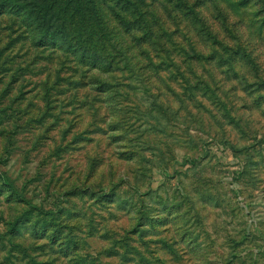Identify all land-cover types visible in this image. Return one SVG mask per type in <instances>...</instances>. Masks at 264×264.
<instances>
[{
	"label": "rangeland",
	"instance_id": "rangeland-1",
	"mask_svg": "<svg viewBox=\"0 0 264 264\" xmlns=\"http://www.w3.org/2000/svg\"><path fill=\"white\" fill-rule=\"evenodd\" d=\"M235 1L0 0V264H264V0Z\"/></svg>",
	"mask_w": 264,
	"mask_h": 264
},
{
	"label": "trees",
	"instance_id": "trees-1",
	"mask_svg": "<svg viewBox=\"0 0 264 264\" xmlns=\"http://www.w3.org/2000/svg\"><path fill=\"white\" fill-rule=\"evenodd\" d=\"M114 1H116V3H119V4L121 3V6L123 7V9L128 10L126 8V6H125V3H128L129 0H114ZM251 1H253V0H237V1L233 2V5L235 7H237V6H242L243 7L246 4L250 3ZM254 1H260V0H254ZM115 15L118 16L119 14L118 13H115ZM88 18H89V21L90 22L91 21L92 22L95 21V17L92 14H89ZM121 20L124 21V17H122ZM132 23L133 22L129 21L128 22V26H132L133 25ZM48 35H51V34H47L46 28L44 30H41V31L39 30L38 32H36V35H34V40H35L36 43H38L39 41H41L42 38H45L46 40L53 39L52 36L50 37ZM138 39L140 40L141 38H138ZM67 40L70 41L69 38ZM78 43L79 42H76V44H78ZM74 49H75V47L73 48V50ZM77 50L80 53V56L79 57L81 58V61H83L82 63L88 62V57L89 56H87V54H88L89 51L83 46V42L80 43V46H78ZM85 64H87V63H85Z\"/></svg>",
	"mask_w": 264,
	"mask_h": 264
}]
</instances>
